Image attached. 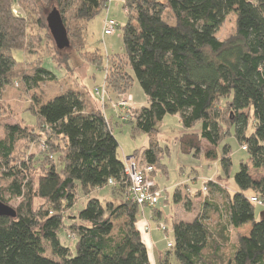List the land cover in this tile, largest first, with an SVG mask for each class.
<instances>
[{"label":"trees","instance_id":"16d2710c","mask_svg":"<svg viewBox=\"0 0 264 264\" xmlns=\"http://www.w3.org/2000/svg\"><path fill=\"white\" fill-rule=\"evenodd\" d=\"M111 1L0 0V97L16 83L31 90L57 78L43 63L31 62L26 69L25 61L14 57V50L25 51L33 44L27 36L29 22L39 28L41 38L43 23L58 51L76 47L87 43L88 24ZM18 4L24 13L14 12ZM51 5L55 6L48 8ZM123 6L128 9L122 27L125 53L108 55L109 64L101 60L104 82L94 91L108 93L105 100L116 96L118 102V96L139 81L148 104L129 123L149 135V144L134 156L154 168V177L159 168L166 169L161 160L169 149L160 145L156 134L168 114L178 115L185 128L201 125L199 131L181 135L180 149L203 155L209 165L220 161L224 177H230L232 167L228 137L235 134L249 154V162L242 161L234 174L232 190L220 174V179L207 182L204 190L216 189L225 202L205 196L195 218L176 221L172 245L167 253H160L159 264H166L170 255L179 264H264V214L257 219L255 212L256 205L264 206V0H125ZM55 9L66 30L64 49L48 23ZM167 13L173 22L165 18ZM231 14L236 17V31L222 40L217 32ZM103 103L93 98L89 87L68 85L43 99L33 94L27 108L36 117L33 128L5 125V136L0 138V179H8L9 184L0 188V200L9 204L19 198L21 202L15 217L0 216V264H153L137 225L147 206L126 198L118 204L90 198L83 209L66 214L76 204L79 184L91 191L110 185L113 179L116 184L111 189L120 194L130 185ZM252 119L253 132L248 134ZM24 140L43 141L44 153L37 158L31 155V161L21 157L14 162L17 144ZM201 194L188 196L187 207L193 204V196ZM174 195L181 202L178 186ZM156 206L153 218L162 215ZM209 209L218 215L215 224L209 221ZM122 217L124 223L115 231L114 221ZM249 223V233L239 234L233 242L232 230ZM63 230L73 246L62 242Z\"/></svg>","mask_w":264,"mask_h":264},{"label":"rangeland","instance_id":"374dc122","mask_svg":"<svg viewBox=\"0 0 264 264\" xmlns=\"http://www.w3.org/2000/svg\"><path fill=\"white\" fill-rule=\"evenodd\" d=\"M113 2L109 5L108 9H103L87 26L86 29V40L87 43H81L76 47L63 48L64 50L58 51L50 31L47 30L46 26L42 23V38L39 36L40 30L33 23L29 22L27 30L28 38L33 42L32 46L25 51L14 50L13 55L17 60H24V68H29L31 62H34L36 66L41 63L54 72L57 76L54 81H44L40 85L31 90H25L18 86L16 83L14 86H8L0 97V138L5 136V125L20 123L21 125H27L29 128L35 124V115L31 110L27 108L30 106L33 94L45 98L46 95H57L60 91L66 90L67 86H74L75 88H80L89 90L92 96L99 104L104 100V108L106 116L112 122L113 133L119 142V155L122 160H126L128 156H134V154H139L145 149L149 144V135L145 132L134 130L130 118H133L137 113L139 108L148 104V97L145 94L142 86L138 80L134 81V84L130 91L120 94L119 99H129L131 108L117 109V106H113L116 100V96L112 95V99H106L108 93L96 94L94 91L95 86H102L104 82V72L100 70V62L103 60L106 64L111 61L110 57L107 56L124 54L125 45L123 41V29L122 27L127 23L128 9H124L123 2L121 0H112ZM55 5H51L48 8H52ZM14 12L16 14L24 13L21 5H16ZM107 12H109L107 14ZM135 15V13H134ZM109 16V18L115 19L119 26L115 32L111 35H103V21ZM165 18L169 22H173L174 18L170 13L165 15ZM43 19L45 21V12L43 13ZM236 31V17L231 14L227 17L226 21L222 27L217 32V35L222 40L227 39ZM40 33V34H39ZM41 39V41H40ZM68 55V56H67ZM61 60V61H60ZM58 62H62L58 67ZM95 64L94 66L91 64ZM123 63V60L121 61ZM79 84V85H78ZM107 101V104L106 102ZM116 102L114 104H116ZM253 115V114H252ZM128 120V121H125ZM250 127L248 134L253 132L252 120H250ZM201 125L197 124L193 128H185L178 115L168 114L160 122L159 132L156 134L160 145L165 148L168 147L167 153L164 154L161 163L166 166L167 171L158 169L155 175L156 183L162 191L157 208L161 210V217L153 218L152 207H144L140 214V219L138 222V227L142 230V236L144 241L147 243L150 253L157 257V261L153 260V264H159V252L167 253L169 251L168 242L174 239V223L179 220L191 221L195 216H197L201 210V206L204 197L208 196L213 202L224 203V194L213 189V191H205L204 187L207 182L213 178L218 179V174H220L223 179L221 181L227 188L233 189L236 185L234 180V174L239 170L242 161L249 162V154L247 151L243 150L240 143L232 134L227 138V143L231 146V159L232 167L230 171V177H224L225 173L223 171L220 161L213 162L209 165L205 157L201 155L196 157L192 154L183 153L180 149L179 140L184 132L199 131ZM44 142L33 141L26 142L21 141L17 144L15 161L20 162L21 157L25 160L32 159L31 155L41 156L44 151ZM58 159V155H56ZM27 161V162H29ZM63 166L62 162L58 163V168L61 169ZM40 168L34 173V177H37ZM0 171V176H1ZM259 173L254 175L257 177ZM220 179V178H219ZM9 184V180L2 178L0 179V188H5ZM177 186L180 188V193L182 195L181 202L177 203L174 199L175 190ZM212 188V187H211ZM201 191L202 194L199 196H193V204L187 207L188 196H191L196 192ZM256 195V194H252ZM90 198H99L103 202L107 200H114L116 204L123 201L126 198V193L123 191L120 194L119 190H112L110 185L104 186L102 188L84 189L80 184L77 186V200L76 204L66 211V214H75L78 210L83 209ZM255 201V199H252ZM21 202V199L14 198L10 200V205L16 208ZM40 201H36L38 205ZM264 206L256 205V218L261 219L263 217ZM211 216L209 220L211 224H215L218 219V215L215 212L208 210ZM65 219L68 220L66 217ZM69 221V220H68ZM115 231L118 230L119 226L124 223V218L116 219L115 221ZM150 225V226H148ZM166 227L165 231L161 229V226ZM148 226L149 230L146 229ZM251 224H246L238 230H232L233 242L237 241L239 234H248ZM148 231V232H146ZM62 242L73 246V239L67 233V230H63L60 234ZM170 247V246H169ZM230 246L226 248L229 252ZM166 264H179V261L175 255H170L168 262Z\"/></svg>","mask_w":264,"mask_h":264},{"label":"built area","instance_id":"2783aa9c","mask_svg":"<svg viewBox=\"0 0 264 264\" xmlns=\"http://www.w3.org/2000/svg\"><path fill=\"white\" fill-rule=\"evenodd\" d=\"M118 27V22L106 16L103 21V32L105 35H111ZM104 95V94H102ZM129 99H119L114 106L117 109L131 108ZM245 148V147H244ZM154 168L150 165L143 163L140 159L135 156L127 157L125 160V172L130 179V185L126 190V199L137 203L142 206L154 207L159 203L162 191L157 187L156 180L152 175ZM110 185H115L113 179L109 180ZM206 189V188H205ZM259 204H263L261 201L254 198ZM149 226V225H148ZM146 226V229L149 227ZM150 229V228H149ZM148 229V230H149ZM161 229L165 231L166 227L161 226ZM171 241L168 242V246H171Z\"/></svg>","mask_w":264,"mask_h":264},{"label":"water","instance_id":"95a60500","mask_svg":"<svg viewBox=\"0 0 264 264\" xmlns=\"http://www.w3.org/2000/svg\"><path fill=\"white\" fill-rule=\"evenodd\" d=\"M48 23L52 28L58 46L63 49L64 44H68L67 35L60 19L59 12L56 9L49 14ZM16 214L17 212L14 207L0 200V216L15 217Z\"/></svg>","mask_w":264,"mask_h":264},{"label":"crops","instance_id":"0c3cea01","mask_svg":"<svg viewBox=\"0 0 264 264\" xmlns=\"http://www.w3.org/2000/svg\"><path fill=\"white\" fill-rule=\"evenodd\" d=\"M113 1H111V3H112ZM121 2H123V0H121ZM138 225V224H137ZM150 226V225H149ZM139 229L141 230V228L139 227ZM144 230H145V228H144ZM142 231V230H141ZM146 231V230H145ZM148 231H150V230H148ZM148 231H146V232H148ZM143 237V236H142ZM144 240V239H143ZM145 242V241H144ZM146 243V242H145ZM146 245H147V243H146ZM147 247H148V245H147ZM148 249H149V247H148ZM162 252V251H161ZM161 252H159V256H160V253ZM149 253H150V250H149ZM150 257H151V261H152V263H156V262H153V260H152V258L154 259V260H156L157 261V257H156V255H155V252L153 253V256L151 255V253H150ZM158 260H159V257H158Z\"/></svg>","mask_w":264,"mask_h":264}]
</instances>
